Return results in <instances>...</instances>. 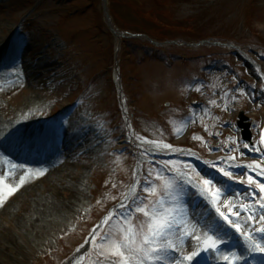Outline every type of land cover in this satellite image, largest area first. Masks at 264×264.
Listing matches in <instances>:
<instances>
[{
	"label": "rangeland",
	"instance_id": "rangeland-1",
	"mask_svg": "<svg viewBox=\"0 0 264 264\" xmlns=\"http://www.w3.org/2000/svg\"><path fill=\"white\" fill-rule=\"evenodd\" d=\"M83 1L78 0L77 4ZM130 1L142 10L152 8L148 0H127ZM65 6L56 4L55 0H0V59L3 61L0 65V144L20 147L29 140L31 144L27 145L26 152L35 154L45 143H54L59 132L63 135L60 147L52 148L51 152L46 149L41 156H53L46 166L43 162L32 166L16 162L14 167L12 160L0 152V240L10 235L17 237L14 228L3 222L5 208L12 205L24 211L22 198L27 189L40 185L50 173L64 171L78 187L76 201L64 205L59 213L44 217L27 210L23 220H30L28 232H23L25 236L16 241L10 240L7 246L0 241V264H64L65 254L81 242L89 225L92 233L98 218L118 201L115 194L119 191L123 196L129 189L128 196H134L131 190L135 188L136 193L140 189L143 197H147L144 203L156 201L163 190V181L156 179L157 172L175 182L172 196L166 199L174 200L176 207L183 210L181 218L187 231L191 232L195 226L201 236V247L205 232L218 234L224 240L221 253L235 252L242 257L233 264H264V253L251 252L243 237L219 216L211 203V193L221 189L216 207L230 219L243 221L245 214L237 218L231 213L252 199L256 184L248 187L247 176L243 184L229 180L203 163L209 160L218 167L228 168L230 164H248L255 160L260 167L254 166L249 174L264 181V155L243 147L247 143L236 126L238 111L243 110L254 121L253 136L257 140L251 146L264 148L260 141V134L264 132L261 73H264L261 28L264 27V0H174V5L171 4L175 12L179 10L178 18H190L188 24L194 30L202 31L207 25L204 30L207 35L221 30L245 44L244 51L260 69L236 52L229 56L207 51L211 49L192 50L169 63L142 58L139 46L137 56L125 55L126 67L120 66L118 39L105 49L95 40L93 11L69 17L65 15ZM239 8L246 10L249 24L235 18ZM98 9L101 10V3ZM214 12L219 16L214 17ZM260 42L262 47H251ZM2 48H5L3 52ZM208 52L213 55L194 58L195 54ZM124 68L130 88L129 100L122 96L119 85L118 75L124 73ZM131 112L136 120L134 125ZM170 125L171 129H167ZM146 141L172 147L157 149ZM121 143L127 148L117 150ZM227 156L236 159L227 161L224 159ZM156 157L171 161L172 172H166L163 165H151ZM141 167L145 176H139L132 185L130 181ZM230 170L237 174L243 171L235 167ZM149 171L151 177L147 175ZM209 176L222 183L214 181L205 188L202 179ZM142 179L155 181L158 185L155 196L142 191ZM179 180L199 184L205 188L207 198L198 191L193 193L191 184L179 185ZM136 181L141 183L138 185ZM225 184L229 187L225 188ZM9 188L16 191L9 195ZM144 220L142 213L132 217V223L137 226ZM31 224H35L34 228ZM122 224L124 221L115 217L107 225L101 224L105 226L97 236L98 242L100 235L111 234ZM218 226L228 235L217 233ZM241 229L249 230L243 223ZM196 247L197 241L187 240L185 254ZM93 251L92 256L85 260L80 257L73 264H106L99 256L101 250L95 247ZM202 257L208 264H226L219 254L211 251L201 252L192 264H200Z\"/></svg>",
	"mask_w": 264,
	"mask_h": 264
},
{
	"label": "snow or ice",
	"instance_id": "snow-or-ice-1",
	"mask_svg": "<svg viewBox=\"0 0 264 264\" xmlns=\"http://www.w3.org/2000/svg\"><path fill=\"white\" fill-rule=\"evenodd\" d=\"M264 55V54H262ZM212 103H215L212 101ZM260 141L264 144V132L260 134ZM149 144L155 145L157 149H171V145L163 144L156 141H146ZM244 148H249L252 151L261 153L264 155V148L254 147L248 144L243 145ZM235 151V149H233ZM241 157L244 156L243 151L240 153ZM227 161H234L235 156H227L224 158ZM205 165L209 168L216 169L219 173H222L224 177L229 180L238 181L239 183H245L244 177L247 176V186L251 187L256 184L257 188L253 189L251 192L252 199L249 200L247 204H240L239 211L232 212L231 214L237 218L241 214L246 215V219L238 222L237 220H232L229 216L225 215L219 207H216L217 197L221 195V189L217 188L211 193V203L215 207V211L223 218L224 221L231 226L241 237L244 239V243L251 252L264 253V181L259 179H254L250 170L259 168L260 165L257 161H252L248 164L236 163L234 165L230 164L228 168L218 167L217 163L209 160L203 161ZM232 167L243 169L240 173H234L230 169ZM195 171V168L192 169ZM203 171V170H202ZM200 175V172L196 173ZM148 177L152 176L151 171L148 172ZM205 176H208L207 172H204ZM156 179L163 181L162 194L156 201H149V203H144L147 197L137 196L132 203L136 204L134 210L131 209V205H125L123 201L120 204L122 209H125L127 215H121V219L124 224L117 225L115 230L111 233H105L99 236V242L97 241V236L100 232V225L92 230L90 243L95 245L97 249H100L99 256L103 257L106 264H192V262L199 257L201 252H214L220 255L221 259L226 262V264H233L234 261L242 259L235 252L221 253L220 245L224 243L223 236L218 234L209 235L205 232L203 235L206 239L203 240V246L199 245L201 236L196 233L195 226L191 232L187 231V225L185 221L181 218L183 210L176 207L174 200H167L166 197L172 196L175 189V182L171 179H166L161 172H157ZM222 183L221 180H217L216 177H211L207 179H202V183L207 188L209 185H213V182ZM23 183V180H21ZM139 185L141 182L136 181ZM202 196H205V188H202L199 184L188 180ZM158 185L153 179H146L143 181L142 191L148 193L149 196H155L157 194ZM225 188L229 185L225 184ZM211 191V189H208ZM15 188H9L8 194L11 195L15 192ZM133 195H135V188L132 190ZM228 195H243L228 193ZM258 197V198H257ZM125 199H128L125 196ZM2 203V200H0ZM227 203V201H225ZM257 210L259 211V216L257 217ZM231 212V209H229ZM134 213H142L145 220L139 224V226L132 223V217ZM116 215H120L116 213ZM113 218V213L109 215L102 221V224L107 225L109 221ZM241 223L244 224L248 231H243L241 229ZM258 225V226H257ZM224 232L223 228L218 226L217 233ZM224 235H228L224 232ZM197 241L196 250L185 254L184 245L187 240ZM88 241H86L87 243ZM79 251V249L77 250Z\"/></svg>",
	"mask_w": 264,
	"mask_h": 264
},
{
	"label": "trees",
	"instance_id": "trees-1",
	"mask_svg": "<svg viewBox=\"0 0 264 264\" xmlns=\"http://www.w3.org/2000/svg\"><path fill=\"white\" fill-rule=\"evenodd\" d=\"M78 0H55V2L59 5L65 6V15L72 17V15H83L88 10L93 11V18L95 19L94 24H92L96 30V42L102 46L104 49L113 43V35H111L110 31L106 24H104L103 14H101L100 8V0H84L82 4H77ZM152 5V8L146 10H142L141 8L134 7L127 0H107L109 13L111 14V18L113 20V24L120 30L129 31L131 33H144L151 36L153 39L157 41H164L168 39H183L187 42H196L202 40V38L207 37H216L219 40H231L233 42H238L234 38L232 39L228 36L227 33H221L219 31H213V34L207 35V32L204 30L207 27L204 26L202 31H196L190 26L189 20L190 18H178V11L175 12L174 8L171 4L174 5V0H148ZM99 3V4H97ZM219 6V5H218ZM98 9V10H96ZM215 16L218 17L219 13L214 12ZM246 21L249 24L250 18L246 13L244 8H239L238 18ZM211 22V21H210ZM98 40V41H97ZM261 43V42H260ZM139 46V55L142 58L146 59H156V60H166L171 61L176 57H180L182 55L188 54V52L192 51L191 48L186 46H160L157 47L153 44L148 43L143 39H122L120 42V51L118 52L119 60L121 59L120 66H125L128 59H125V55H130L132 57H136L138 53L137 49ZM215 49H218L214 47ZM203 46V49H214ZM220 50V49H218ZM128 54H125V53ZM132 53V54H130ZM124 73L121 74L123 77V88L124 94L128 99V92L130 88L127 87V77L125 68L122 70ZM129 84V81H128ZM132 88V87H131ZM133 89V88H132ZM134 90V89H133ZM135 91V90H134ZM129 100V99H128Z\"/></svg>",
	"mask_w": 264,
	"mask_h": 264
},
{
	"label": "bare ground",
	"instance_id": "bare-ground-1",
	"mask_svg": "<svg viewBox=\"0 0 264 264\" xmlns=\"http://www.w3.org/2000/svg\"><path fill=\"white\" fill-rule=\"evenodd\" d=\"M261 28L264 31V27L262 26ZM73 181L67 177L64 171L52 172L48 175L47 180H44L40 185L27 189L25 197L22 198L26 207L24 211H19L17 209L18 206H15L16 208L12 205H9L11 207L7 206L2 216L3 222L8 223L10 227L14 228L17 237L13 235L4 237L0 240L1 244L6 243L4 245L7 246L11 244L10 240L15 239L16 241L17 238L25 236L23 232H28L30 224L29 219L23 220L27 215V210L45 217L49 213H59L64 205L76 201L78 194L75 191H78V187L74 186L75 180L73 179ZM14 219H16V222ZM34 226L35 224H31L30 227L34 228ZM5 255L7 256V253Z\"/></svg>",
	"mask_w": 264,
	"mask_h": 264
},
{
	"label": "water",
	"instance_id": "water-1",
	"mask_svg": "<svg viewBox=\"0 0 264 264\" xmlns=\"http://www.w3.org/2000/svg\"><path fill=\"white\" fill-rule=\"evenodd\" d=\"M101 3L103 5V13H104V17H105V22L108 25V27H109V29H110V31L112 32L113 35L119 36V37H123V38L141 36V37H144V38L150 40L152 43H155V44H158L159 45V43H157V42H155V41L147 38L144 35H139V34L138 35H134V34H130V33L125 34V33H122V32H120L118 30H115L114 25L111 22L109 13L107 11V6H106V3L107 2H106V0H101ZM170 42H172V41H170ZM203 42L209 43L208 41H203ZM217 44H219V43H217ZM188 45L189 46H192L194 44H192V45L188 44ZM239 115H240V120L237 123V125L243 128L242 137H244L247 140H250L251 136H250V131H249V125L243 123V121L244 120H247V118L243 115V112H240Z\"/></svg>",
	"mask_w": 264,
	"mask_h": 264
}]
</instances>
